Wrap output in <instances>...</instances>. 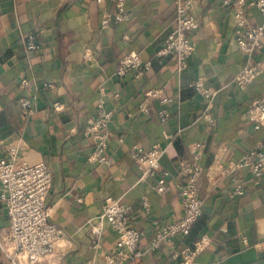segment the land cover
Masks as SVG:
<instances>
[{"label": "crops", "instance_id": "crops-1", "mask_svg": "<svg viewBox=\"0 0 264 264\" xmlns=\"http://www.w3.org/2000/svg\"><path fill=\"white\" fill-rule=\"evenodd\" d=\"M188 6L199 26L191 35L187 66L177 71L174 56L157 54L175 25L174 0H128L129 20L106 27L101 18L114 8V0H0V139L16 144L19 160L49 165L50 220L65 230L53 253L35 264H87L91 259L107 264L106 251L117 238L98 216L107 196L136 210V225L143 231L139 264H264V175L256 183L247 168L235 169L243 191L233 194L228 174L219 177L214 171L215 181L206 174L263 139L264 121L252 127L247 107L254 98L264 100V64L246 87L229 84L219 92L213 124L202 116L206 100L191 86L202 78L205 86L218 88L246 62L264 63V40L248 56L235 42L231 8L219 0H189ZM246 17L252 24L261 20L256 9H246ZM31 33L40 46L27 51L23 39ZM130 52L151 60V68L139 77L132 70L117 74L120 58ZM22 78L26 83H20ZM152 88L173 98L165 121L158 117L157 100L148 102L147 112L139 109ZM23 98L30 100L26 108ZM101 101L112 111L105 127L108 163L90 160L95 140L82 133ZM153 144L163 147L160 169L168 172L167 188L160 193L154 189L156 176L139 179L132 157L136 148ZM194 155L202 168L197 179L201 214L186 236L152 249L156 228L182 215L180 166L190 164ZM143 196L150 204L147 213L140 209ZM8 230L1 206L0 264H12ZM203 234L209 243L189 262L174 255Z\"/></svg>", "mask_w": 264, "mask_h": 264}, {"label": "built area", "instance_id": "built-area-1", "mask_svg": "<svg viewBox=\"0 0 264 264\" xmlns=\"http://www.w3.org/2000/svg\"><path fill=\"white\" fill-rule=\"evenodd\" d=\"M189 0H174L175 25L166 37L163 45L158 49L159 56H174L177 64V71L187 66V60L193 52L191 35L199 26L197 18L188 6ZM128 0H114V8L107 10L102 18L101 25L106 27L112 22L129 20L126 10ZM219 2L231 8L235 16V42L240 48L251 56L255 51L260 50L264 40V0H219ZM246 9H256L261 20L252 24L246 17ZM23 43L25 49L34 50L39 48L40 43L33 33L27 34ZM263 62H246L235 72L232 80L218 88L205 86L202 78L191 82L194 90L201 94L206 100V106L202 116L208 123H214L212 112L215 99L219 92L234 84L237 88H244L252 82L263 71ZM151 68V60L142 58L139 54L130 52L124 54L120 59L117 69L119 76L128 71H135L136 76H141ZM21 84L26 83L22 78ZM45 87H53L49 82L43 84ZM157 100L160 108L157 110L158 117L165 121L169 117L167 104L173 98L163 95L159 88L148 89L143 100L139 104L140 111H148V102ZM30 100L21 99L23 107L29 106ZM61 105L54 103V108L59 109ZM112 117V111L105 108L103 102H99L94 112L86 119L82 129L84 136L92 137L95 140L94 151L89 156L95 162H110L107 154L108 140L105 132L107 122ZM247 119L252 127L258 129L264 121V100L254 98L247 107ZM164 149L159 144L149 147L136 148L133 153V162L140 171L139 179L148 176H156L154 189L156 192H163L166 188L167 171L160 169V158ZM198 156L194 155L190 164H182L180 171L185 178L180 186L182 215L174 220L166 222L154 231L149 242L152 249L160 247L164 243H171L176 237L186 236L202 211V199L199 194L197 179L202 168L197 161ZM245 167L252 173L256 183H259L264 175V137L256 148L249 149L237 160H231L225 165L218 164L217 169L208 168L206 174L211 181L216 177L229 175L231 184L230 191L239 194L243 191L242 184L238 181L235 169ZM52 174L49 165L44 161L28 163L17 158V146L13 142L0 139V207L4 206L9 220L7 234L9 256L12 264H35L43 257L53 253L58 241L64 236L65 230L50 220V206L47 195L51 188ZM149 200L146 196L140 199L141 212L149 211ZM135 208L131 204H125L119 200L107 196L104 199L99 220L105 219L116 231L117 238L113 248L106 251L105 261L107 264H139L143 250L139 247L143 231L136 225ZM209 243L207 235L203 234L192 246L174 252L180 255L183 262H189L199 251ZM98 241L94 240L93 246L97 247ZM87 264H95L91 259Z\"/></svg>", "mask_w": 264, "mask_h": 264}, {"label": "trees", "instance_id": "trees-1", "mask_svg": "<svg viewBox=\"0 0 264 264\" xmlns=\"http://www.w3.org/2000/svg\"><path fill=\"white\" fill-rule=\"evenodd\" d=\"M118 23H120V22H112L110 25H108V26H113V25H115V24H118ZM123 56V55H122ZM121 59V58H120ZM119 62H120V60H119Z\"/></svg>", "mask_w": 264, "mask_h": 264}]
</instances>
